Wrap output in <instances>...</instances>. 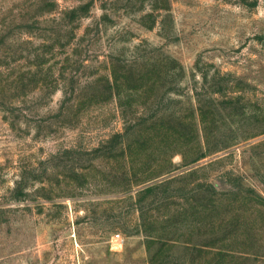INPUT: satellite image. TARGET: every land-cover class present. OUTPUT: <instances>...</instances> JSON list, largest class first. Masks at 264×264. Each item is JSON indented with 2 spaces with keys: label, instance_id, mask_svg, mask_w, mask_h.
<instances>
[{
  "label": "rangeland",
  "instance_id": "obj_1",
  "mask_svg": "<svg viewBox=\"0 0 264 264\" xmlns=\"http://www.w3.org/2000/svg\"><path fill=\"white\" fill-rule=\"evenodd\" d=\"M83 3L79 58L63 60L68 46L45 56L48 31L53 40ZM138 44L182 73L121 79L108 93L107 53ZM45 74L51 90L39 88ZM132 118L191 124L209 149L227 148L138 205L123 194L132 178L118 144L114 157L92 152ZM263 126L264 0H0V264H264V208L248 192L264 199V134L247 138ZM170 149L172 173L185 171L182 148ZM203 178L223 193L214 208L188 192Z\"/></svg>",
  "mask_w": 264,
  "mask_h": 264
},
{
  "label": "trees",
  "instance_id": "obj_2",
  "mask_svg": "<svg viewBox=\"0 0 264 264\" xmlns=\"http://www.w3.org/2000/svg\"><path fill=\"white\" fill-rule=\"evenodd\" d=\"M88 3H83L77 7L70 8L63 12L59 20L56 22L55 19L50 21L56 22L55 25V37L52 40L50 34L52 31L44 38L43 42V53L48 58H53L56 56L53 53L54 49L72 47L69 53L64 52L63 60L67 62L71 57L77 56L79 58V52L76 47H78L79 42L84 40L81 36H76L75 29L77 25H72V22L83 17L87 12ZM50 10V9H49ZM101 23L106 24L112 19L107 15L103 14L99 17ZM52 29V27L50 28ZM87 33V32H86ZM85 32L83 35L86 34ZM96 35L97 32H94ZM52 56V57H51ZM108 62V74L111 79V84H107L106 89L110 93L111 89L118 87V82L122 80H136L144 76L160 77V76H180L182 73L181 66L175 61V59L170 56L163 54L156 49H145L140 46V44L133 46V50L124 56L120 53H110L106 55ZM62 60V61H63ZM84 60V59H82ZM72 62H75L72 61ZM50 68H47L49 72ZM47 77L50 79L49 74L44 76L40 82L39 88H50L53 89L57 79L51 78L50 81H46ZM55 83V84H54ZM128 89H137L135 86L128 87ZM105 90V89H104ZM101 94V91H98ZM228 94L231 93L230 90L227 91ZM120 107L121 104L118 103ZM198 110V115L201 114V110ZM191 116V115H190ZM160 118V117H159ZM174 128L165 129L162 126H156L154 128L144 127L136 122L133 118L123 125L122 131L114 133L109 140L104 142L96 148L92 149V152L101 151L103 154L114 157L115 151L114 147H109V144H118V156H121L125 162V167L127 169L126 173L131 171V181L125 182L126 188L123 189V194H126L129 198L134 199L135 204L140 205L144 198L148 197L158 189L161 191H166L173 183L183 180L185 177L193 176L197 172L201 171L211 162L206 164H201L199 162L201 159L207 157L210 153L215 151L223 150L227 144L219 145L215 150L208 148V142H206V135L203 133L202 140L198 137V131L191 124H185L179 126H174ZM201 132L203 128L199 129ZM166 136L169 139L166 141L158 140L153 141L151 139L143 138L145 135L160 134ZM264 134V126L258 127L256 131H252L247 138H252L258 135ZM204 137V138H203ZM155 142V145L148 144V141ZM180 149L178 154L181 156L182 164L181 166H186L185 171L173 174L171 169L172 163L170 160L171 154L175 153L176 149H170L171 146H175ZM171 150L166 155V151ZM162 151V152H160ZM160 152L162 154L160 156ZM156 153L157 156L154 155ZM189 165V166H188ZM195 183L190 184L188 190L189 193H194L202 196L205 199V195H208V200H210V206L219 203V199L222 192H219L215 187L208 182L206 179H196ZM252 197V201L259 207L264 208V199L260 197L257 193L248 190ZM166 198V197H165ZM187 200V197H185ZM157 202V201H156ZM160 202L165 203L164 200ZM147 245L150 247V239L153 238L152 235L146 234ZM167 242H173L174 239H168Z\"/></svg>",
  "mask_w": 264,
  "mask_h": 264
},
{
  "label": "built area",
  "instance_id": "obj_3",
  "mask_svg": "<svg viewBox=\"0 0 264 264\" xmlns=\"http://www.w3.org/2000/svg\"><path fill=\"white\" fill-rule=\"evenodd\" d=\"M114 238H117V235H115V237Z\"/></svg>",
  "mask_w": 264,
  "mask_h": 264
}]
</instances>
